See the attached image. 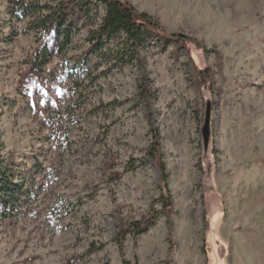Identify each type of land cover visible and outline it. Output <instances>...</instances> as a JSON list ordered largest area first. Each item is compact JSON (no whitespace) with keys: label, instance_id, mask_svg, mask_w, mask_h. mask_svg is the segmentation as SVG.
I'll return each mask as SVG.
<instances>
[{"label":"rangeland","instance_id":"obj_1","mask_svg":"<svg viewBox=\"0 0 264 264\" xmlns=\"http://www.w3.org/2000/svg\"><path fill=\"white\" fill-rule=\"evenodd\" d=\"M8 1L0 161L13 162L17 192L7 215L0 194V264H264V0H128L193 43L151 36L126 63L117 39L92 47L102 4L60 49ZM46 40L50 59L33 70ZM156 137L168 191L149 155ZM163 196L169 211L121 247L120 221L160 209Z\"/></svg>","mask_w":264,"mask_h":264},{"label":"trees","instance_id":"obj_2","mask_svg":"<svg viewBox=\"0 0 264 264\" xmlns=\"http://www.w3.org/2000/svg\"><path fill=\"white\" fill-rule=\"evenodd\" d=\"M8 11L18 20L35 17L29 28L40 33L57 34L56 44L60 49H65L72 38L73 29L78 27L80 17L89 18L93 8L100 4L104 7V14L95 31L91 33L92 47L96 50L109 49L108 42L117 39L119 61L126 63L136 58V51L145 44L151 36H158L165 41H173L184 49H191V39L183 34L167 33L161 26L145 12L138 11L128 0H58L56 5L49 4L46 0H9ZM42 33V34H41ZM51 46L48 41L39 44L34 54L28 60L30 68L42 70L51 55ZM149 155L157 162L163 184L168 191L167 173L165 163L159 152V141L156 137L150 146ZM3 165L0 161V194L4 198L3 214L10 211L8 200L15 197L17 188L12 180L10 165ZM13 173V172H12ZM168 212L165 196L160 209L152 208L141 219L129 222L120 221L117 233V242L122 247V241L127 233L140 234L156 224L159 215ZM94 248V247H93ZM123 264H130L124 260Z\"/></svg>","mask_w":264,"mask_h":264},{"label":"water","instance_id":"obj_3","mask_svg":"<svg viewBox=\"0 0 264 264\" xmlns=\"http://www.w3.org/2000/svg\"><path fill=\"white\" fill-rule=\"evenodd\" d=\"M202 136L205 148L208 147L211 136V103H207L204 124L202 126Z\"/></svg>","mask_w":264,"mask_h":264}]
</instances>
